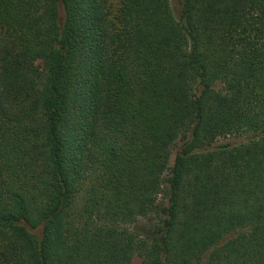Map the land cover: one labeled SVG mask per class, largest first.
<instances>
[{
    "label": "trees",
    "instance_id": "1",
    "mask_svg": "<svg viewBox=\"0 0 264 264\" xmlns=\"http://www.w3.org/2000/svg\"><path fill=\"white\" fill-rule=\"evenodd\" d=\"M178 3L0 0V264H264V0Z\"/></svg>",
    "mask_w": 264,
    "mask_h": 264
},
{
    "label": "rangeland",
    "instance_id": "2",
    "mask_svg": "<svg viewBox=\"0 0 264 264\" xmlns=\"http://www.w3.org/2000/svg\"><path fill=\"white\" fill-rule=\"evenodd\" d=\"M172 6H173V9H174L176 15H178L179 12H180V5L178 3V0H172ZM174 157H175V154L173 155V159H174ZM148 224H150V221L141 220L137 224L132 225L131 228L133 230H138V229L147 227ZM134 264H142V263H141V260L138 257H135L134 258Z\"/></svg>",
    "mask_w": 264,
    "mask_h": 264
}]
</instances>
